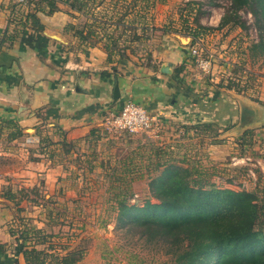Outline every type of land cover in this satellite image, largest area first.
<instances>
[{
  "label": "crops",
  "instance_id": "crops-1",
  "mask_svg": "<svg viewBox=\"0 0 264 264\" xmlns=\"http://www.w3.org/2000/svg\"><path fill=\"white\" fill-rule=\"evenodd\" d=\"M9 4L10 0H0V264H26L10 233L17 208L26 204L25 199L16 204L17 191L37 184L40 176L47 187L55 185L62 168L49 154L62 153L57 129L67 140L79 142L127 99L145 107L163 128L214 123L218 135L207 146L208 158L226 170L242 169L244 164L247 171L264 174V101L254 106L253 122L238 129L240 95L219 86L229 66L226 57L214 56L209 73L197 69L195 58L208 52L199 38L187 34L183 42L184 30L179 28V33L159 39L148 64L135 56L109 62L101 41L84 45L65 27L68 23L84 27L82 14L73 16L67 6L60 5L51 15L38 13L41 27H25L11 38L18 26ZM219 15L215 13L212 22L208 16L199 21L218 25ZM115 84L120 94L114 102ZM16 128L21 129L20 136L15 135ZM37 131L48 136L50 144L41 147ZM246 132L251 140L243 143ZM13 162L19 166H11ZM4 193H15L16 198Z\"/></svg>",
  "mask_w": 264,
  "mask_h": 264
},
{
  "label": "rangeland",
  "instance_id": "rangeland-1",
  "mask_svg": "<svg viewBox=\"0 0 264 264\" xmlns=\"http://www.w3.org/2000/svg\"><path fill=\"white\" fill-rule=\"evenodd\" d=\"M99 1L88 3L93 7L94 19L87 14L81 15L80 19L81 25L94 21L93 28L97 34L91 36L90 41L105 38V32L112 33L121 45L126 42L132 45L134 51L131 48L124 51L128 57L135 56L137 61L143 59L144 63L148 62V53H152L164 34H177L180 28L184 30L180 33L185 37L182 41L188 40L187 31L193 29L194 18L199 16L198 2L203 3L200 19L207 18L211 10L213 16L220 13L221 18L229 5V0H102L98 4ZM20 6L25 10L27 4ZM125 11L128 14L123 17L124 25L116 26ZM238 13L245 19L247 28L232 22L218 28L205 19V24L211 27L199 30L196 39L203 41L208 49L206 54L221 56V59L226 57L225 62L229 66L224 78L231 77L237 84L236 88H240L237 92L240 97L255 106L264 101V61L259 56H251L249 47L258 36L251 13L243 8ZM128 25L138 27L140 40L131 42L133 29ZM99 127L97 139L81 140L77 148L67 154L50 155L62 168L61 174L55 175L58 177L55 185L47 187L40 176L38 199H25L26 204L16 210L18 219L14 229L17 232L27 225L42 228L47 234L44 242H41V236L30 235L29 246L35 244L37 248L60 254L82 249L84 254L75 264H171L169 256L164 255L159 246L147 245L137 235L117 229V209L113 207V187H131L134 195L130 202L141 205L146 197L156 201L148 190L155 172L147 171L149 162L157 160L154 155L156 145L166 150L164 159H175L189 167L198 164L207 172V179L221 187L235 190L250 188L264 177L256 170L253 173L247 171L248 166L244 164L239 166L242 169L226 170L227 167L208 158L209 137L204 133L196 136L184 134L183 128L176 124L160 129L158 136L130 133L102 124ZM11 166L19 164L13 162ZM108 173L110 175L107 176ZM253 174L254 178L251 177ZM46 262L44 264H53L48 258Z\"/></svg>",
  "mask_w": 264,
  "mask_h": 264
},
{
  "label": "trees",
  "instance_id": "trees-1",
  "mask_svg": "<svg viewBox=\"0 0 264 264\" xmlns=\"http://www.w3.org/2000/svg\"><path fill=\"white\" fill-rule=\"evenodd\" d=\"M92 4L94 0H10L9 11L17 22L14 38L18 32H23L25 27L39 28L42 26L38 13L51 15L59 10L62 4L72 10L71 13L87 14L90 19H94ZM102 0L98 2L100 4ZM27 4V10H22V4ZM203 3L198 2V7ZM198 9V15L203 12ZM249 11L252 15L253 25L258 30L257 40L250 45L251 56H259L264 61V0H229V5L225 8L218 23V28H222L229 23L247 28L245 19L238 13L240 9ZM125 11L115 23L124 25L123 17L127 15ZM199 16L194 18V29H189L187 34L193 40L199 30H207L208 26L201 25ZM89 19V20H90ZM94 21L91 20L80 28L78 25L68 23L67 29H71L84 45H93L91 36L97 34L93 28ZM133 29L132 40H140L136 25H128ZM197 30V31H196ZM202 33V32H201ZM186 34V35H187ZM6 35V31H5ZM105 38L97 39L103 44V49L107 53V61L112 62L115 55L118 59L128 57L124 51L131 48L130 43L121 45L118 37H113L112 33L105 32ZM5 40H1V43ZM152 59L150 52L147 61ZM147 62V64H148ZM219 86H225L236 92L237 84L232 78L221 79ZM100 127L92 128L83 141L98 138ZM184 134L192 131L193 135L204 133L210 141L218 135V127L214 123H199L183 127ZM16 136L22 134L21 129L16 128ZM56 133L61 136L59 142L62 154H67L78 142L67 140L65 132L58 128ZM243 134L241 141L250 142L251 136ZM40 136V146H47L48 136ZM250 135V134H249ZM157 160L147 165L148 172H155L149 181L148 190L152 198L146 197L140 205L137 202H130L134 193L131 187H113L112 198L115 199L114 208L117 209L116 228L122 229L125 233L137 235L143 239L147 245L159 246L163 254L169 256L171 264H264V177L257 180L254 187L241 188L238 190L221 187L213 181L207 179V172L201 169L198 164L189 167L180 164L175 159H168L164 156L166 150L156 145ZM52 154H49L51 157ZM264 159V153L262 154ZM152 164V167L150 165ZM199 167V168H198ZM129 168V167H128ZM127 168V169H128ZM129 171H133L129 168ZM110 175L109 173L106 174ZM260 179V176L259 178ZM38 184L32 187H21L18 189L16 204L23 199L36 201L39 195ZM7 197L15 199V193L5 194ZM34 196V197H33ZM46 203V200H45ZM17 232L10 229V233L15 235V241L20 247L26 264H44L47 258L53 264H75L79 261L84 252L82 249H73L64 254L50 251V249L37 248L35 244L28 245L30 235L40 237L41 242L46 241L47 234L42 228L26 227Z\"/></svg>",
  "mask_w": 264,
  "mask_h": 264
},
{
  "label": "built area",
  "instance_id": "built-area-1",
  "mask_svg": "<svg viewBox=\"0 0 264 264\" xmlns=\"http://www.w3.org/2000/svg\"><path fill=\"white\" fill-rule=\"evenodd\" d=\"M220 16V15H219ZM209 22L213 20V11L208 15ZM213 65L211 54H199L195 58V66L204 73H209ZM102 125L113 127L130 133H149L158 136L162 123L156 120L142 105L127 99L118 110L110 111L102 120ZM30 142V140L28 141Z\"/></svg>",
  "mask_w": 264,
  "mask_h": 264
},
{
  "label": "water",
  "instance_id": "water-1",
  "mask_svg": "<svg viewBox=\"0 0 264 264\" xmlns=\"http://www.w3.org/2000/svg\"><path fill=\"white\" fill-rule=\"evenodd\" d=\"M181 40L185 39V37L180 36ZM187 39V38H186ZM119 88L118 85L115 84L113 88V101L115 102L119 98ZM256 115V108L254 105L250 104V102L243 100L240 97V113H239V126L238 129H244L249 124H251Z\"/></svg>",
  "mask_w": 264,
  "mask_h": 264
}]
</instances>
